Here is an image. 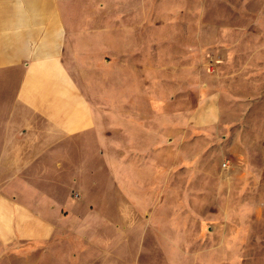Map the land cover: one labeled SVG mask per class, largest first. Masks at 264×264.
Listing matches in <instances>:
<instances>
[{
    "label": "rangeland",
    "instance_id": "rangeland-1",
    "mask_svg": "<svg viewBox=\"0 0 264 264\" xmlns=\"http://www.w3.org/2000/svg\"><path fill=\"white\" fill-rule=\"evenodd\" d=\"M75 2L63 9L69 35L97 34L86 20L104 18L116 44L140 28L149 65L164 61L170 93L154 109L168 113L172 139L154 152L156 170L144 173L137 157L135 181L125 179L107 117V151L92 133L91 152L72 166L65 204L75 213L52 241L22 242L36 264L58 254L78 264H264V0Z\"/></svg>",
    "mask_w": 264,
    "mask_h": 264
},
{
    "label": "crops",
    "instance_id": "crops-1",
    "mask_svg": "<svg viewBox=\"0 0 264 264\" xmlns=\"http://www.w3.org/2000/svg\"><path fill=\"white\" fill-rule=\"evenodd\" d=\"M75 1L0 0V264H36L33 247L22 242L52 241L75 213L65 204L72 166L91 152L92 133L107 151V117L116 133L110 148L132 171L125 179L135 181L137 157L144 173L156 170L154 152L172 139L168 113L154 109L170 93L164 61L149 65L140 28H128L116 44V30H100L104 18L86 20L97 34L69 35L63 9L81 6ZM58 255L37 264H78Z\"/></svg>",
    "mask_w": 264,
    "mask_h": 264
}]
</instances>
